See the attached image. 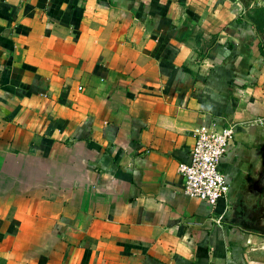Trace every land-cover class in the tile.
<instances>
[{
    "label": "crops",
    "instance_id": "obj_1",
    "mask_svg": "<svg viewBox=\"0 0 264 264\" xmlns=\"http://www.w3.org/2000/svg\"><path fill=\"white\" fill-rule=\"evenodd\" d=\"M264 0H0V264H264ZM236 126L226 199L183 193Z\"/></svg>",
    "mask_w": 264,
    "mask_h": 264
},
{
    "label": "built area",
    "instance_id": "obj_2",
    "mask_svg": "<svg viewBox=\"0 0 264 264\" xmlns=\"http://www.w3.org/2000/svg\"><path fill=\"white\" fill-rule=\"evenodd\" d=\"M235 134L234 124L219 129L200 126L193 131L190 162L177 167L185 195L212 206L226 199L229 185L219 170V163L234 141Z\"/></svg>",
    "mask_w": 264,
    "mask_h": 264
},
{
    "label": "trees",
    "instance_id": "obj_3",
    "mask_svg": "<svg viewBox=\"0 0 264 264\" xmlns=\"http://www.w3.org/2000/svg\"><path fill=\"white\" fill-rule=\"evenodd\" d=\"M245 17L258 33H264V8L256 9L252 14H245Z\"/></svg>",
    "mask_w": 264,
    "mask_h": 264
}]
</instances>
